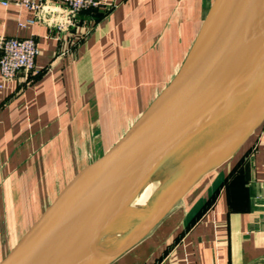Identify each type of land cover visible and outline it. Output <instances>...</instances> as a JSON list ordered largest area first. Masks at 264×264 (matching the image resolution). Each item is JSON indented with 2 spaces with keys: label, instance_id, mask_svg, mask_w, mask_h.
Listing matches in <instances>:
<instances>
[{
  "label": "crops",
  "instance_id": "1",
  "mask_svg": "<svg viewBox=\"0 0 264 264\" xmlns=\"http://www.w3.org/2000/svg\"><path fill=\"white\" fill-rule=\"evenodd\" d=\"M8 1L0 44L33 38L39 54L33 74H0V262L34 224L35 195L57 194L170 82L215 2L96 0L77 15L46 2L21 28L33 12ZM183 189L148 235L105 264H264V120Z\"/></svg>",
  "mask_w": 264,
  "mask_h": 264
},
{
  "label": "water",
  "instance_id": "2",
  "mask_svg": "<svg viewBox=\"0 0 264 264\" xmlns=\"http://www.w3.org/2000/svg\"><path fill=\"white\" fill-rule=\"evenodd\" d=\"M263 39L264 0H215L170 82L107 151L76 172L0 264H71L79 255L84 257L77 264H105L87 250L91 238L205 122ZM263 120L264 103L204 150L181 173L139 237L108 260L148 235L190 176Z\"/></svg>",
  "mask_w": 264,
  "mask_h": 264
},
{
  "label": "bare ground",
  "instance_id": "3",
  "mask_svg": "<svg viewBox=\"0 0 264 264\" xmlns=\"http://www.w3.org/2000/svg\"><path fill=\"white\" fill-rule=\"evenodd\" d=\"M254 60L258 61L256 66L254 68L249 69L247 73L245 72V76L242 77L243 71L246 69L247 66L253 63ZM261 65L264 66V39L254 49V51L252 52V54L244 64L243 69L241 70L239 75L233 78L228 88L226 89V92L223 94V97H221L218 107L221 105L222 110L217 114L216 118L213 121H210V117H211L210 114L203 123V125L200 126L199 131L201 132V129H204V127L209 122L208 130H205L202 133L201 136L202 141H199L201 139L198 140L199 142H203V144L200 146L202 147L205 145L206 147L205 150L209 148L211 145L220 141V139L223 138L227 133H229L231 130H233L234 128H236L237 126H239L240 124L246 121L245 119L247 114L246 115L243 114L246 111L248 112L249 107L250 109L251 107H253L250 105L251 103H254L256 101L254 99L255 97L257 98L258 95V87L260 85L259 83H257L258 81H256V79L260 80V75L263 74L262 80H260V84L264 80L263 66L261 70L258 71V74L255 75L254 73L255 69ZM250 85L253 86L255 85V87L257 86L256 91H254L252 88L253 86L250 87ZM260 92L263 94L262 99L260 102H258V104H254V107L251 112L249 111L250 113L248 114L250 117L251 115L256 113V111L264 103V89H262V91ZM234 93L235 95L233 99L230 98L234 100V106H232L233 101L229 100L228 97L229 95L231 97V95ZM253 100L254 102H252ZM210 140L214 141L211 145H209ZM190 141L191 140L188 139V141L182 144L180 148L173 153V155H175L178 151H180V149H182L184 146L188 145ZM194 144L193 143L190 144L188 148L185 150L186 153L182 155V160H186L187 166H189L199 156L196 155L195 149L191 148ZM173 155L171 157H173ZM171 157L168 159V161L163 165L161 169L152 173L143 180V182L134 191V193L130 195L128 198H126L117 207L114 213L106 221L101 231L91 238V240L88 243L87 250H89V252L95 255V257L97 258L96 260L99 263H102L103 260H104L103 263H105L106 259L109 258L108 255L109 253L111 254L112 251L107 253L106 251H104V249H106L105 246L108 243H113V239H119V241L121 242V244L118 247H114L111 245L108 246V249L111 248V250H114V253L119 249L121 245L123 246L124 244H127L129 239L131 238L130 235L131 228L129 231L128 229L129 227L132 226L131 224L132 220L141 216L144 213V210L147 207L150 196L153 194L155 190H157L167 181L168 177H170L174 173L175 169L171 168L173 167L171 165L172 161L170 162ZM112 236L114 238H112ZM100 250L103 252L97 253ZM83 257L84 255H79L76 258V260H74L73 263L71 264H77L80 259H83Z\"/></svg>",
  "mask_w": 264,
  "mask_h": 264
},
{
  "label": "rangeland",
  "instance_id": "4",
  "mask_svg": "<svg viewBox=\"0 0 264 264\" xmlns=\"http://www.w3.org/2000/svg\"><path fill=\"white\" fill-rule=\"evenodd\" d=\"M257 63H258V61L257 60H254L253 63H251L249 66H247L246 69L243 71L242 77L245 76V72L247 73V71L249 69L254 68ZM262 66L263 65H261V66H259V67H257L255 69V71H254L255 75L258 74V71L261 70ZM263 68H264V66H263ZM262 77H263V74L260 75V80H262ZM260 80L259 79H256V81H258L257 83H259L260 86L258 87V95H257V98L255 97V99H254L256 101L254 102V100H253L252 102H254V103H251V105H250V106H253V107H254V104H258V102L261 101L262 96H263V94L260 91H262V89H264V80H263V82L261 84H260ZM252 86L253 85H250V87H252ZM256 87H255V85L252 87L254 91H256ZM234 95H235V93L232 94L231 97L229 95L228 99L229 100H232L233 97H234ZM230 98H232V99H230ZM232 101H233L232 102V106H234V100H232ZM253 107H251V109L249 107L250 110L248 109V112L246 111L243 115H246L247 114L249 116L248 113H250L252 111ZM221 110H222V106L221 105L219 107L216 106V108L214 109V111L211 113L210 121H213L216 118L217 114ZM247 115H246V119L244 118L245 120H247V118H248ZM208 127H209V122L204 127V129H201V132L199 131L200 130L199 129L200 127L197 128V129H194L195 132L192 135V137L189 138V140H191V141L188 143V145L184 146L182 149H180V151H178L175 155H173V157H171L170 162L172 161L171 165L173 166L171 168H174L175 169L174 173L170 177H168L167 181L162 186H160L157 190H155L153 192V194L149 198V201H148L147 207L144 210V213L141 216H139V217H137V218H135V219L132 220V223H131L132 226L129 227V229H128V231H129L130 228H131V230H130L131 231V233H130L131 238L129 239V241L127 243H129V242L133 241L134 239H136L137 237H139V235L144 231V229L151 223V221L153 220L154 216L156 215V212L158 211V208L160 207V205L163 203L165 197L167 196L169 190L173 187V185L176 183V181L179 178V176L181 175V173L186 168V166H187L186 160H182V155L184 153H186L185 150L188 148V146L190 144H192V143L194 144L196 142L191 147L192 149H195L196 155H200L205 150V148H206L205 145L201 147L200 145H202L203 142H199V141H202V139H201L202 133L205 130H208ZM199 139H201V140H199ZM186 142L187 141H185V143ZM213 142H214L213 140H210V144L209 145H211ZM70 179H66V181L64 182V184L62 186H60L58 193L63 189V187L65 186V184H67V182ZM57 194L56 193H53V189L51 188L49 194H39V195H35V199H34V209L32 210V214L34 215V223L37 220V216L44 211V209L49 205L50 202H52V200L56 197ZM24 213H25V211H24ZM27 213L29 215L30 211L28 210ZM31 226L28 225L27 227H25L26 230H25L24 234L30 229ZM20 230H21V227H19V231ZM112 238H114V237L112 236ZM20 239H21V237L19 238V240ZM120 244H121V242L119 241V239H113V243H108L105 246L106 249H104V251H106L107 253H109L110 251H112L111 254L109 253L108 257H111L114 254V250H111V248L108 249V246L111 245V246H114V247H118ZM101 250L98 251L97 253L103 252ZM108 259L109 258H107L106 261Z\"/></svg>",
  "mask_w": 264,
  "mask_h": 264
},
{
  "label": "built area",
  "instance_id": "5",
  "mask_svg": "<svg viewBox=\"0 0 264 264\" xmlns=\"http://www.w3.org/2000/svg\"><path fill=\"white\" fill-rule=\"evenodd\" d=\"M18 6L33 12V17L25 22H19L21 28L33 25L38 20V13L46 2L63 7L68 13L77 15L83 11L96 8V0H12ZM3 7H7L8 0H0ZM0 74L3 79L11 80L18 72L33 74L36 72L35 59L39 54L36 42L33 38H5L0 44Z\"/></svg>",
  "mask_w": 264,
  "mask_h": 264
}]
</instances>
